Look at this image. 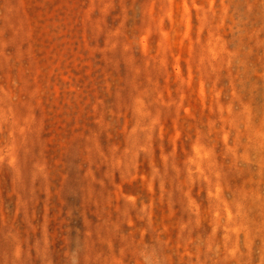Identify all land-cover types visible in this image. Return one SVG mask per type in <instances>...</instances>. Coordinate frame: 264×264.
<instances>
[{
	"label": "rangeland",
	"instance_id": "obj_1",
	"mask_svg": "<svg viewBox=\"0 0 264 264\" xmlns=\"http://www.w3.org/2000/svg\"><path fill=\"white\" fill-rule=\"evenodd\" d=\"M0 264H264V0H0Z\"/></svg>",
	"mask_w": 264,
	"mask_h": 264
}]
</instances>
